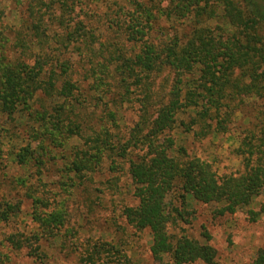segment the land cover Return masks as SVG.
<instances>
[{"label": "trees", "instance_id": "obj_1", "mask_svg": "<svg viewBox=\"0 0 264 264\" xmlns=\"http://www.w3.org/2000/svg\"><path fill=\"white\" fill-rule=\"evenodd\" d=\"M93 1L0 0V116L14 120L18 115L30 131L26 146L13 158L19 166L33 163L41 174L54 158L46 157L52 148L82 138L77 62L88 74L84 80L92 78L94 93L100 94L90 98L96 103L109 93L106 77L119 90L112 100L115 107L132 103L138 92V122L129 138L121 142L104 125L89 127L92 136L71 150L65 170L82 179L106 159L112 172L117 160L127 161L135 203L125 206L122 215L136 231H148L153 260L162 264L167 256L166 264H218L207 233L201 244L170 228L178 220L188 224V195L215 204L218 216L245 210L254 223L264 215V0H125L110 13L92 11ZM8 5L16 13L15 26L4 20ZM178 25H185L186 33ZM95 44L101 56L116 52L111 61L75 62L74 53L87 56ZM162 74L166 87L152 95V78ZM152 98L157 104L153 117L147 111ZM245 100L260 108L255 130L245 131L230 152L241 170L219 173L212 160L188 153L181 142L186 135L198 143L209 135L224 136ZM106 116L114 121L116 112L108 110ZM174 129L184 138L175 136ZM132 149L143 153L128 158ZM20 183L28 188L27 182ZM260 196L263 202L251 208ZM32 201V230L4 235L2 242L43 262L42 244L57 239L66 215L50 209L42 197ZM20 212L21 202H0V222ZM100 250L95 247L91 255ZM252 264H264L263 250Z\"/></svg>", "mask_w": 264, "mask_h": 264}, {"label": "rangeland", "instance_id": "obj_2", "mask_svg": "<svg viewBox=\"0 0 264 264\" xmlns=\"http://www.w3.org/2000/svg\"><path fill=\"white\" fill-rule=\"evenodd\" d=\"M123 5H126L125 0H94L91 10L110 13ZM7 7L5 23L8 27L15 26L16 13L9 5ZM168 25L166 24V27ZM177 30L186 33L187 27L178 25ZM105 39V36H101V43ZM98 47L99 44H95L92 53L87 56L85 51L81 56L73 52L75 62L85 60L89 63V60L99 62L105 59L111 61L116 54L111 49L101 56ZM113 68L114 66H111L109 70L113 71ZM76 70L79 74L75 79L82 81L80 94L76 96L82 105L78 106L76 111L80 112L85 122L82 138L74 136L65 141L62 147L52 148L51 155L46 157L54 158L48 160L41 174H37L38 169L33 163L23 167L16 164L13 158L14 154L27 144L26 137L30 133L26 124L28 122L18 115H15L14 120H6L0 116V202H21V212L18 215L11 217L8 222H0V260L3 261L0 264H158L149 252L148 231H136L126 223L122 215L125 206L135 203L126 174L127 161L117 160L118 168L112 172L108 170L109 161L106 159L97 172L84 175L82 179L65 170L63 161L70 157L71 150L82 148L83 139L92 136L89 127L98 130L100 125H104L123 142L129 138L130 130L138 122L139 114L138 92L131 96L132 103L124 102L115 107L112 100L118 97L119 90L114 87L116 83L106 77L104 79L109 85L106 88L109 93L97 102V105L95 100L90 99L100 97L99 92L94 93L92 78L84 80V75L88 74L78 62ZM152 80V95L160 93L163 87H166V74L153 77ZM154 100H148L147 104L148 115L152 117L157 107ZM259 108L258 103L245 100V105L241 106V110L229 125V133L217 137L209 135L200 143L194 142L190 134L181 142L189 154L212 160L219 173L241 170L239 160L232 158L230 152L238 146L245 131L255 130ZM108 110L116 112L114 121H110L106 116ZM177 131L174 129L172 133L183 139ZM35 146L33 143L32 147ZM142 153L132 149L128 158H135ZM20 180L27 182L28 188L23 186ZM34 197L48 200L50 209H62L66 215L65 225L57 239L42 244L45 255L43 262L28 258L24 252H13L2 242L4 235L24 231L29 233L32 230L30 213ZM186 198L188 224L178 220L177 224L170 228L171 233L186 235L201 244L205 243L203 233H207L210 236L208 244L216 250L218 264H252L259 250L264 251V215L256 222L250 223L245 210H239L234 215L218 216L215 213V204L198 203L191 195ZM261 202L262 196L255 199L251 208H257ZM95 247L101 249L99 255H91ZM167 261L168 257L164 256L162 264Z\"/></svg>", "mask_w": 264, "mask_h": 264}]
</instances>
